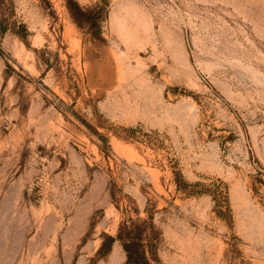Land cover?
Wrapping results in <instances>:
<instances>
[{"label":"rangeland","instance_id":"rangeland-1","mask_svg":"<svg viewBox=\"0 0 264 264\" xmlns=\"http://www.w3.org/2000/svg\"><path fill=\"white\" fill-rule=\"evenodd\" d=\"M131 223L264 264V0H0V264H124Z\"/></svg>","mask_w":264,"mask_h":264},{"label":"trees","instance_id":"trees-1","mask_svg":"<svg viewBox=\"0 0 264 264\" xmlns=\"http://www.w3.org/2000/svg\"><path fill=\"white\" fill-rule=\"evenodd\" d=\"M78 11V15L81 17H85L87 12L82 11L79 8H76ZM102 14V8H99L95 11L96 19L100 18ZM78 23V22H77ZM80 23H85L86 20L80 21ZM80 25V24H79ZM146 227L139 228L135 223H131V225L121 224L118 228L117 234L114 238L109 239V244L105 245L104 243L101 245L99 249V254L104 250L109 251L111 248V244L115 241L119 242L123 248V251L126 256V260L124 264H150L146 254L147 252L151 253V249L153 245L151 242L146 241ZM146 248L149 249L146 251ZM154 258V257H153Z\"/></svg>","mask_w":264,"mask_h":264}]
</instances>
